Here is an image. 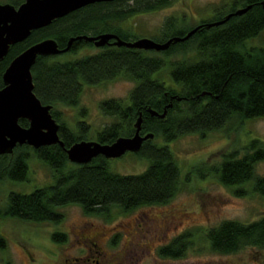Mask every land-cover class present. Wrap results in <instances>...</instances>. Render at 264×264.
Listing matches in <instances>:
<instances>
[{
	"label": "trees",
	"instance_id": "16d2710c",
	"mask_svg": "<svg viewBox=\"0 0 264 264\" xmlns=\"http://www.w3.org/2000/svg\"><path fill=\"white\" fill-rule=\"evenodd\" d=\"M24 0H3L15 7ZM174 0H115L96 2L81 7L48 26L33 30L24 41L11 45L0 61L2 74L10 61L32 44L53 38L63 48L71 37L112 33L125 41L137 39L135 34L121 27V23L135 15L154 12L169 6ZM250 8L242 15L231 16L218 26L205 24L223 19L238 8ZM199 29L188 39L172 43L166 50H139L125 46L105 45L94 54L73 60H59L56 56H38L31 68L33 91L44 105H51L50 113L59 123L58 134L69 147L87 140L86 125L77 122V133L71 131L60 118L58 105L75 106L80 101L83 84H99L120 75L135 82L129 102L106 100L100 103L105 114L115 120L95 134L100 143H112L118 137L132 136L134 123L141 112V133L152 132L154 139L170 142L181 135L218 129L232 116L240 120L264 117V51L246 47V40L264 30V0H232L215 16L199 21ZM176 21H166L161 33L152 39L164 42L174 36H184L194 26L175 28ZM91 42L74 41L67 52H74ZM189 52H195L185 58ZM66 53V52H65ZM64 54V53H62ZM180 54L182 59L170 62L169 77L173 86L165 84L162 72L166 58ZM205 92L204 95H201ZM180 98L179 100H177ZM163 118L151 116L147 108L162 113ZM27 126L26 119H19ZM151 159L149 166L138 174H121L109 167V159L102 156L86 164L67 159L58 144L34 149L17 145L11 154L0 155V181H22L28 171L27 161L36 156L55 172V184L35 188L28 194L12 192L0 217H16L32 221L58 220L62 214L56 207L78 204L85 213L108 212L111 206L123 211L141 205L169 201L179 189V169L167 145L146 140L138 152ZM264 164V141L251 140L243 154H225L215 168L217 178L225 186L234 188L237 195L245 194L244 185L264 196V173L256 172V165ZM205 237L213 252L236 253L244 248H264V214L252 222L227 219L207 229ZM56 241L63 233H54ZM188 233L174 237L159 249V255L178 259L188 249ZM5 238L0 233V248Z\"/></svg>",
	"mask_w": 264,
	"mask_h": 264
},
{
	"label": "rangeland",
	"instance_id": "374dc122",
	"mask_svg": "<svg viewBox=\"0 0 264 264\" xmlns=\"http://www.w3.org/2000/svg\"><path fill=\"white\" fill-rule=\"evenodd\" d=\"M231 1L174 0L163 9L129 17L121 27L138 38H153L170 18L175 19V28L195 27ZM245 43L246 47L264 51V30ZM99 50L93 44L83 45L74 52L61 54L59 60H73ZM193 54L189 52L185 58ZM182 57L175 54L166 58V69L162 72L165 84L173 86L168 71L170 62ZM134 86L135 82L123 75L95 85L84 83L77 105L57 106L60 118L74 133L77 122L83 121L88 125L87 140L96 141L97 131L115 120L102 111L100 103L114 99L127 104ZM253 139L264 141V117L240 120L232 116L218 129L184 134L167 143L153 138L156 144L168 146L179 169V189L169 201L128 211L114 205L108 212L91 214L78 204H68L56 207L62 214L58 220L0 217V233L6 242L0 248V264H264V248L247 247L221 254L211 251L205 237L207 229L223 220L247 223L264 214V196L255 193L250 182L244 185L245 194L237 195L235 187L221 183L215 171L225 154L237 151L241 156ZM108 161L115 172L138 174L149 166L151 159L138 152H126ZM27 164L24 180L0 181V211L12 192L28 194L35 188L55 184V172L36 156H31ZM256 172L264 173L263 163L256 165ZM54 233H63L64 239L54 240ZM184 233L190 235V242L183 257L159 255L161 247Z\"/></svg>",
	"mask_w": 264,
	"mask_h": 264
},
{
	"label": "water",
	"instance_id": "95a60500",
	"mask_svg": "<svg viewBox=\"0 0 264 264\" xmlns=\"http://www.w3.org/2000/svg\"><path fill=\"white\" fill-rule=\"evenodd\" d=\"M115 0H24L15 7L9 3H0V61L7 55L11 45L24 41L33 30L48 26L53 20L61 18L81 7ZM250 5L228 13L223 19L209 22L207 28L218 26L231 16L242 15ZM201 25L190 29L184 36H174L164 42L141 37L133 41L122 40L115 34L79 35L71 37L63 48L53 38L38 41L15 56L2 74L3 87L0 88V155L11 154L17 145H28L34 149L58 144L64 148L67 159L75 164L89 163L93 158H118L126 152H139L144 141L154 137L152 132L140 134L141 112L134 123L132 136L118 137L112 143H100L94 140H81L64 147L58 130L59 123L52 117L51 105H44L35 95L31 68L38 56H56L70 50L74 41L91 42L96 47L105 45L125 46L139 50H166L172 43L188 39ZM112 40V41H111ZM202 92L201 95H204ZM180 99V98H178ZM162 113L147 108L151 116L163 118ZM19 119H26L27 126H21Z\"/></svg>",
	"mask_w": 264,
	"mask_h": 264
},
{
	"label": "flooded vegetation",
	"instance_id": "af4514ba",
	"mask_svg": "<svg viewBox=\"0 0 264 264\" xmlns=\"http://www.w3.org/2000/svg\"><path fill=\"white\" fill-rule=\"evenodd\" d=\"M111 41H112V40H111ZM177 100H179V99H177ZM171 106H172V105H171ZM140 134H141V135H144L145 133L142 134V133L140 132ZM88 240H89V241H92V240H94V239H93V238H89Z\"/></svg>",
	"mask_w": 264,
	"mask_h": 264
}]
</instances>
